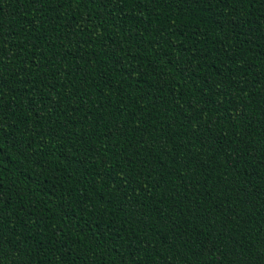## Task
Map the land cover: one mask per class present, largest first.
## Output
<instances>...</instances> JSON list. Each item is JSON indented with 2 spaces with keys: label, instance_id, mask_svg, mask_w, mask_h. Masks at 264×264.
Instances as JSON below:
<instances>
[{
  "label": "trees",
  "instance_id": "trees-1",
  "mask_svg": "<svg viewBox=\"0 0 264 264\" xmlns=\"http://www.w3.org/2000/svg\"><path fill=\"white\" fill-rule=\"evenodd\" d=\"M0 192L4 264H264V5L0 0Z\"/></svg>",
  "mask_w": 264,
  "mask_h": 264
},
{
  "label": "snow or ice",
  "instance_id": "snow-or-ice-1",
  "mask_svg": "<svg viewBox=\"0 0 264 264\" xmlns=\"http://www.w3.org/2000/svg\"><path fill=\"white\" fill-rule=\"evenodd\" d=\"M66 2H69V0H27V3H31L33 5H39L40 9L43 10L44 8H59L63 7ZM86 0H81V3H85ZM233 4H239L241 6H250L255 3H259L261 5H264V0H230ZM233 115H235V111L233 112ZM5 197L3 196V193L0 192V201H2ZM3 221L0 220V264H4V261L6 259L5 251L3 248L4 238H3ZM8 264H16V261L9 260Z\"/></svg>",
  "mask_w": 264,
  "mask_h": 264
}]
</instances>
